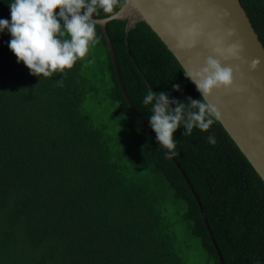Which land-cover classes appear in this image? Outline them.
Listing matches in <instances>:
<instances>
[{
    "label": "trees",
    "instance_id": "trees-1",
    "mask_svg": "<svg viewBox=\"0 0 264 264\" xmlns=\"http://www.w3.org/2000/svg\"><path fill=\"white\" fill-rule=\"evenodd\" d=\"M66 1L0 0V264H188L178 226L209 264L214 244L224 264H264V182L174 55L144 21L106 23L128 96L211 234L127 103L101 27L78 14L125 0ZM239 1L264 46V0ZM102 91L133 140L92 121L84 104Z\"/></svg>",
    "mask_w": 264,
    "mask_h": 264
},
{
    "label": "water",
    "instance_id": "water-1",
    "mask_svg": "<svg viewBox=\"0 0 264 264\" xmlns=\"http://www.w3.org/2000/svg\"><path fill=\"white\" fill-rule=\"evenodd\" d=\"M71 9L66 0H60ZM105 37L122 93L138 120L192 184L169 148L133 105L123 85L106 23L126 20L125 31L144 21L177 59L225 131L264 182V46L239 0H125L114 13L88 17ZM213 240V239H212ZM215 249L224 264L220 250Z\"/></svg>",
    "mask_w": 264,
    "mask_h": 264
},
{
    "label": "rangeland",
    "instance_id": "rangeland-1",
    "mask_svg": "<svg viewBox=\"0 0 264 264\" xmlns=\"http://www.w3.org/2000/svg\"><path fill=\"white\" fill-rule=\"evenodd\" d=\"M34 27L29 28L28 30L33 29ZM35 40L42 41L46 38V32L38 31L37 34L31 35L30 38ZM92 43L91 38H84V41ZM53 41H56L55 39ZM101 51V46H96L89 50L91 53L99 54ZM93 96L91 99L87 100L84 104L85 109L91 114L92 121L94 123H105L112 135L119 139L123 144L125 142L133 140L130 133L123 132L119 126L118 114L114 111V103L109 99H106L103 95ZM127 145V144H126ZM170 199L166 200V204L172 210H175L169 205ZM172 220L176 221L177 215L171 214ZM177 223V222H176ZM177 236H178V246L181 249L182 254L186 258L188 264H209L205 261L204 253L200 247L199 240L192 236L189 231L185 230L182 226L177 227Z\"/></svg>",
    "mask_w": 264,
    "mask_h": 264
}]
</instances>
